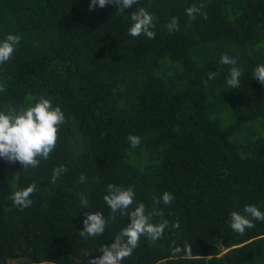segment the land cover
Listing matches in <instances>:
<instances>
[{"label":"trees","instance_id":"obj_1","mask_svg":"<svg viewBox=\"0 0 264 264\" xmlns=\"http://www.w3.org/2000/svg\"><path fill=\"white\" fill-rule=\"evenodd\" d=\"M90 2L0 0V41L21 37L0 64V112L43 96L65 116L47 159L12 163L16 182L0 158V264H86L140 203L156 213L151 223L168 225L155 241L142 235L121 264H264V221L242 235L229 226L246 205L264 212V85L253 77L264 64V0H138L124 11ZM201 3L207 19L190 20L186 9ZM140 7L155 39L129 35ZM225 54L237 60L239 88L227 85ZM32 184L31 206H14L9 197ZM109 184L133 189L127 210L112 213ZM85 212L102 213L103 234L80 235Z\"/></svg>","mask_w":264,"mask_h":264},{"label":"clouds","instance_id":"obj_2","mask_svg":"<svg viewBox=\"0 0 264 264\" xmlns=\"http://www.w3.org/2000/svg\"><path fill=\"white\" fill-rule=\"evenodd\" d=\"M138 0H91L89 10H94L97 6L104 8L107 5L114 4L116 9L124 11L126 8H132L137 4ZM206 5L201 3L198 7L192 6L186 9V14L190 20H194L197 14L205 19L207 15L202 12ZM132 21L129 28V35L139 37L146 35L149 39H155L156 33L150 29L153 28V16L144 7H140L137 11L130 15ZM169 33L178 31V19L173 17L171 22L167 24ZM19 35L9 34L0 41V64L8 61L14 50L15 45L20 42ZM221 64L231 65L227 77V85L229 88H239L242 75L240 69L236 67L237 60L228 55H222ZM218 73H209L208 79L212 80ZM253 77L256 78L261 85H264V64L257 66L253 71ZM0 86V91H3ZM65 122V116L60 107H54L49 99L41 96L33 106L17 111L9 109L7 113L0 112V158L9 163L19 162L23 168H35L39 164L38 158L47 159L54 150L58 138L59 126ZM128 140L132 147H136L140 143V137L129 135ZM63 166L55 169L52 181L55 183L58 176L65 172ZM80 182H84L86 177L81 174ZM36 190V185L32 184L24 189L15 191L9 199L14 206L23 210L31 206L32 200L30 196ZM108 195L104 196V200L115 214L118 210H127L133 203L134 191L131 187L123 188L120 186L109 184L107 186ZM174 197L165 192L162 196L165 205L171 204ZM159 203V201H156ZM80 204L82 207L88 206L86 196L80 194ZM243 212L233 211L230 213L229 226L241 235L246 228L254 227L253 221H264V212H261L255 205H246ZM130 223L121 229L119 235L115 237L110 245L103 246L100 251L102 255L87 259L86 264H121L125 258L131 255L133 250L138 246L140 237L146 236L152 241L157 240L163 233L168 221L164 220L159 224L151 223L152 216L156 213L146 214L145 205L140 203L135 210L127 213ZM83 220V229L80 231L82 237L100 236L106 228V220L100 212H85ZM251 217V218H249ZM113 218L114 215H113ZM173 227H179L176 223ZM86 258L90 254L85 253Z\"/></svg>","mask_w":264,"mask_h":264},{"label":"rangeland","instance_id":"obj_3","mask_svg":"<svg viewBox=\"0 0 264 264\" xmlns=\"http://www.w3.org/2000/svg\"><path fill=\"white\" fill-rule=\"evenodd\" d=\"M8 171H9L10 175L12 176L13 181L16 182V180L18 178V175L15 172V168H14V165L12 163L9 164ZM16 264H25V263L21 262V261H18V262H16Z\"/></svg>","mask_w":264,"mask_h":264}]
</instances>
